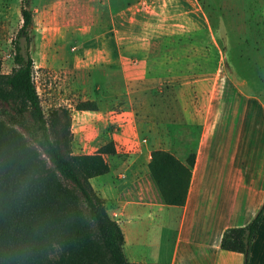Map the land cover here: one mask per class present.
<instances>
[{
  "label": "crops",
  "instance_id": "0c3cea01",
  "mask_svg": "<svg viewBox=\"0 0 264 264\" xmlns=\"http://www.w3.org/2000/svg\"><path fill=\"white\" fill-rule=\"evenodd\" d=\"M175 2L176 6L168 3L162 6L154 0H37L32 27L74 28L76 33L86 34L89 28H111L110 42L105 39L109 32L103 33L100 44L97 37L93 44L88 39L82 41L87 56L81 65L85 68L90 63L93 69L100 68L104 83L113 77L124 82V89L119 92L124 96L139 91L150 94L161 82H166L163 96L170 103L175 102L173 97L179 99L182 113H196L200 133L182 204L163 202L147 163L153 148L166 149L182 162L189 152L169 147V144L178 146L179 143L173 140L167 145L156 120L136 121V108L132 104L108 110L100 121L103 128L108 127L107 133L102 134L114 142L115 152L105 155L109 169L92 176L100 177L93 188L105 200L108 214L121 229L125 258L133 262L167 264H240L241 253L221 249L219 239L225 227L246 223L263 200L264 115H256L254 103L248 100L251 96L237 89L232 104L220 100L211 106L213 117L220 114L223 120L212 129L229 127L231 136L226 142L221 136L212 142L207 118L211 99H215L218 90L212 84L209 94L204 91L205 80L209 77L205 73L204 57L189 55V48L197 42L189 41L182 31L185 27L183 15H186V24L190 11L204 15L199 7L193 8L190 0ZM159 8L172 9L173 13L167 15L169 19L180 17L176 27H181L182 41L176 37L175 28H156L159 24L155 16L159 15ZM125 27L134 28L126 31ZM164 29L170 35L161 39L159 33ZM137 36L142 41L136 40ZM260 43L264 47V43ZM160 48H164L163 52ZM173 48L180 49L181 53L176 54ZM90 49H96L100 55L88 62ZM46 64L44 61L42 65ZM237 93L244 96L242 101H237ZM193 94L196 105L189 100ZM161 97V93L151 95L150 103L151 99L162 100ZM256 105L264 111L262 101H257ZM144 106V112L158 113L153 110L152 103ZM227 110L228 121L225 120ZM79 111L96 113L98 109ZM250 119L261 120L259 128L263 129L257 136L263 144L260 152L254 151L252 134L247 131ZM141 128L149 134L139 137ZM89 141L93 149L88 152L104 142L100 140L95 144L93 138ZM248 264H264V211L250 244Z\"/></svg>",
  "mask_w": 264,
  "mask_h": 264
},
{
  "label": "trees",
  "instance_id": "16d2710c",
  "mask_svg": "<svg viewBox=\"0 0 264 264\" xmlns=\"http://www.w3.org/2000/svg\"><path fill=\"white\" fill-rule=\"evenodd\" d=\"M34 4L20 0L13 65L0 71V264H167L125 258L121 229L89 183L109 169L105 155L115 152L114 142L72 152L69 108L43 111L29 52ZM73 107L95 111L98 104L85 98ZM193 158L150 150L147 166L163 202L183 203ZM263 211L264 197L246 223L221 232L219 247L240 252L242 264Z\"/></svg>",
  "mask_w": 264,
  "mask_h": 264
},
{
  "label": "rangeland",
  "instance_id": "374dc122",
  "mask_svg": "<svg viewBox=\"0 0 264 264\" xmlns=\"http://www.w3.org/2000/svg\"><path fill=\"white\" fill-rule=\"evenodd\" d=\"M32 2L35 3L33 7H36L37 0ZM154 2L162 6L166 3L169 6L176 3L175 0H154ZM190 2L193 8L199 7L198 10L203 12L204 17L199 11H190L187 17L189 22L186 24V15L182 16L185 24L182 31L189 41L197 42L189 48V55L204 57L205 73L209 76L205 80L204 91L209 94L212 84L218 90L217 96L210 102L207 123L209 122L208 132L211 135L208 136L213 139L212 142L220 136L221 140L226 142L228 138H231L229 127L212 129L223 121L220 114L213 117L211 106L214 102L218 103L222 100L223 103L230 105L234 98L232 96L237 89H240L243 95L251 96L248 100L254 103L255 114L260 117L264 115V111L256 105L257 101L264 103V59L260 58H264V47L260 43V41L264 43V0H190ZM19 6L20 0H0V71L2 72L9 71L13 65L11 40L21 23ZM158 10L159 15L155 17L159 25L156 28H175L176 37L181 40L183 32H180L181 27L178 29L176 27L180 17L169 19L167 15L173 13L170 8L168 11L162 8ZM171 23L174 24L172 27ZM32 26L29 30V52L33 60L32 77L40 104L45 113L53 107L69 108L72 152L92 150L93 145L90 144L91 141L88 142L89 138L95 139V144L97 141L105 142L107 138L102 133H107L108 127L105 126L106 129L102 127L100 122L102 117L110 109L113 110L120 105L130 107V104L136 108V115H133L136 121L148 123L156 120L161 128L158 131L163 133V140H166L167 145L173 140L179 143L178 146L169 144V147H178L183 152L195 151L200 133V123L196 113H182L179 99L176 100L173 97L175 102L170 103V100L163 96L166 82H161L157 89L150 91V94L139 91L134 95L130 93L124 96L119 94L124 89V82L113 77L112 80L104 83L100 68L93 69L90 63L85 68L81 65L87 56L81 45L82 41L88 39L89 43L93 44L97 37L100 44V39H104V37L101 38L103 33L109 32V36L105 39L110 42L112 41L111 28H89L86 34L79 33L80 31L76 33L74 28H34ZM125 28H127L126 31H130L134 27ZM186 28L198 29L187 31ZM165 32L164 29L159 33L161 39L167 38L170 33ZM125 34L128 35V33ZM136 40L142 41L139 37ZM159 50L163 52L164 48ZM173 51L176 54L181 53L180 49L173 48ZM98 55L100 53L96 49L88 50V62ZM44 61L46 65H42ZM215 73L216 76H214ZM127 86L133 87V85ZM158 93L162 94V100L151 99L153 100L152 108L158 110V113L144 112V105L151 104L150 96L154 97ZM243 95L237 93V101H242ZM85 98H93L97 101L98 112L88 113V111L74 109V103ZM189 100L196 105L197 99L194 94L192 97L189 96ZM229 115L227 110L226 121L229 120ZM260 121L259 119L248 121L251 125L247 131L252 134L253 149L256 152H260L263 148V144L257 139L258 133L263 129L259 128L262 127L259 125ZM146 134H149L148 131L141 128L139 137ZM88 180L91 186L95 187L100 177H91ZM240 261L242 264L241 254Z\"/></svg>",
  "mask_w": 264,
  "mask_h": 264
}]
</instances>
